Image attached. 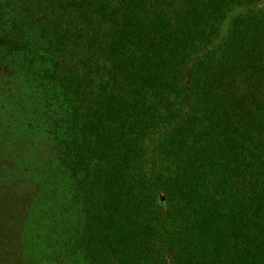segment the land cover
I'll use <instances>...</instances> for the list:
<instances>
[{
  "label": "trees",
  "instance_id": "1",
  "mask_svg": "<svg viewBox=\"0 0 264 264\" xmlns=\"http://www.w3.org/2000/svg\"><path fill=\"white\" fill-rule=\"evenodd\" d=\"M26 168L59 204L21 264H264V0H0Z\"/></svg>",
  "mask_w": 264,
  "mask_h": 264
},
{
  "label": "rangeland",
  "instance_id": "2",
  "mask_svg": "<svg viewBox=\"0 0 264 264\" xmlns=\"http://www.w3.org/2000/svg\"><path fill=\"white\" fill-rule=\"evenodd\" d=\"M29 169L20 170L19 177H10V171L0 173V264H21V224L27 220L29 231L32 219L41 218V212L48 210L55 217V205L59 204L46 202L45 189L42 191L40 188L44 184L43 175L39 174L35 183ZM45 227L43 217L41 230Z\"/></svg>",
  "mask_w": 264,
  "mask_h": 264
}]
</instances>
